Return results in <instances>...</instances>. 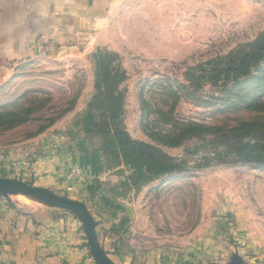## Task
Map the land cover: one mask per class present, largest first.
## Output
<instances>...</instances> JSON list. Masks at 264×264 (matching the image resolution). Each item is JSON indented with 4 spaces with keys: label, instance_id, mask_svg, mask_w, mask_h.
Segmentation results:
<instances>
[{
    "label": "rangeland",
    "instance_id": "1",
    "mask_svg": "<svg viewBox=\"0 0 264 264\" xmlns=\"http://www.w3.org/2000/svg\"><path fill=\"white\" fill-rule=\"evenodd\" d=\"M96 32L89 50H53L0 74V178L32 181L41 157L70 148L82 153L86 169L70 164L53 192L72 199L97 180L96 216L99 196L119 203L117 221L100 231L117 264H137L126 261L129 252L153 250L195 264L226 263L234 254L264 264V165L208 164L202 159L213 154L202 139L172 137L192 124L226 129L263 117L251 113L264 104L259 69L241 87L196 89L187 73L254 44L264 34V0H119ZM100 51L115 54L114 67L126 77L112 128L185 160V170L138 184L133 168L106 152L96 132L100 114L90 108ZM231 90L239 96L222 101ZM251 219L252 233L243 224Z\"/></svg>",
    "mask_w": 264,
    "mask_h": 264
},
{
    "label": "crops",
    "instance_id": "2",
    "mask_svg": "<svg viewBox=\"0 0 264 264\" xmlns=\"http://www.w3.org/2000/svg\"><path fill=\"white\" fill-rule=\"evenodd\" d=\"M118 1L0 0V74L37 60V46L42 40L51 42L54 50H89L93 35ZM61 151L53 158L41 157L31 176L33 180L23 181L52 191L59 189L68 166L79 164L83 158L82 153L75 154L70 148ZM81 166L86 169L85 163ZM100 186L97 180L88 181L86 188L76 191L72 199L87 205L99 242L107 245L109 238L101 239L100 231L117 221L119 203L109 196H99L103 209L96 216L101 209L96 201ZM21 197L0 200V264H94L82 224L74 214L45 208L35 200ZM99 217L107 219V223L100 222ZM243 224L252 233L253 219ZM128 254L126 261L137 258V264H195L180 253L172 256L153 250Z\"/></svg>",
    "mask_w": 264,
    "mask_h": 264
},
{
    "label": "trees",
    "instance_id": "3",
    "mask_svg": "<svg viewBox=\"0 0 264 264\" xmlns=\"http://www.w3.org/2000/svg\"><path fill=\"white\" fill-rule=\"evenodd\" d=\"M116 60L117 56L109 52L100 51L95 55L97 93L90 108L100 114L96 132L108 146L106 152L131 166L135 171L132 177L138 184L146 183L149 178L185 170V160L170 156L157 146L134 141L126 132L112 128V123L121 117L124 96L119 87L126 78L124 73L114 67ZM256 69L264 75V34L252 45L194 67L187 73V80L196 89H201L205 83L216 87L227 86L232 82L237 85L245 78L254 79L252 74ZM238 96L237 91H226L221 100L228 101ZM251 113L262 114L263 117L226 129L192 124L183 126L182 134H173L172 137H178L173 139L174 142L202 139L200 146L208 154H213L202 159L208 164L215 160L221 164L241 162L264 165V104L251 108ZM195 129L200 133H195Z\"/></svg>",
    "mask_w": 264,
    "mask_h": 264
},
{
    "label": "water",
    "instance_id": "4",
    "mask_svg": "<svg viewBox=\"0 0 264 264\" xmlns=\"http://www.w3.org/2000/svg\"><path fill=\"white\" fill-rule=\"evenodd\" d=\"M22 195L31 198L50 209L67 211L74 214L82 223L88 240L90 255L95 264H114L106 251L102 248L96 231L95 220L87 205L78 200L63 197L51 189L35 186L32 183L10 178H0V197ZM210 264H247L245 259L234 254L229 262Z\"/></svg>",
    "mask_w": 264,
    "mask_h": 264
},
{
    "label": "built area",
    "instance_id": "5",
    "mask_svg": "<svg viewBox=\"0 0 264 264\" xmlns=\"http://www.w3.org/2000/svg\"><path fill=\"white\" fill-rule=\"evenodd\" d=\"M53 50H54V45L51 42L42 40L38 43L37 55L38 56L49 55L52 53Z\"/></svg>",
    "mask_w": 264,
    "mask_h": 264
}]
</instances>
